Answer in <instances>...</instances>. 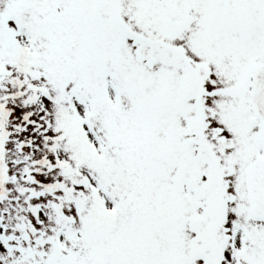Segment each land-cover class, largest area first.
<instances>
[{
	"label": "snow or ice",
	"instance_id": "1",
	"mask_svg": "<svg viewBox=\"0 0 264 264\" xmlns=\"http://www.w3.org/2000/svg\"><path fill=\"white\" fill-rule=\"evenodd\" d=\"M0 264H264V0H0Z\"/></svg>",
	"mask_w": 264,
	"mask_h": 264
}]
</instances>
